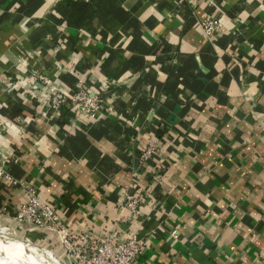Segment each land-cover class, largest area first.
Masks as SVG:
<instances>
[{"label": "crops", "instance_id": "obj_1", "mask_svg": "<svg viewBox=\"0 0 264 264\" xmlns=\"http://www.w3.org/2000/svg\"><path fill=\"white\" fill-rule=\"evenodd\" d=\"M23 54L102 102L87 118L0 89L1 236L66 264L14 218L31 187L76 230L137 234L133 264H264V0H0V71Z\"/></svg>", "mask_w": 264, "mask_h": 264}, {"label": "built area", "instance_id": "obj_2", "mask_svg": "<svg viewBox=\"0 0 264 264\" xmlns=\"http://www.w3.org/2000/svg\"><path fill=\"white\" fill-rule=\"evenodd\" d=\"M201 26L207 35L212 33L208 20L202 21ZM77 84L79 88L71 98V103L84 115L96 117L101 102L99 92L80 87V82ZM64 102L63 99L55 100V107ZM156 149L155 142L148 143L141 152L140 159L150 158ZM0 177L15 182L2 167ZM25 192L26 198L14 218L28 229L47 231L54 235L63 248L66 264H133L142 253L144 241L137 234L111 238L106 232L98 234L93 230H76L62 221L57 210L40 200L33 188L27 187ZM140 201L139 196L126 194L123 205L136 212ZM57 259L61 264H65L58 257Z\"/></svg>", "mask_w": 264, "mask_h": 264}, {"label": "rangeland", "instance_id": "obj_3", "mask_svg": "<svg viewBox=\"0 0 264 264\" xmlns=\"http://www.w3.org/2000/svg\"><path fill=\"white\" fill-rule=\"evenodd\" d=\"M208 22H209V25L212 27L211 31L213 30L210 35L219 31L223 26L219 19H209ZM26 61H27V59H26L25 54L15 57V63H16L15 67L18 69H21L24 72V75H22V74L19 75L16 73L19 77H14V72L13 73L9 72V70H8V72L5 70L0 71V76H1L0 89L7 90L9 88H18V89H21V91H23V93L25 95L31 96L35 100L43 101L49 107L56 108V109L65 107L68 109H75V111L80 112L78 110L79 108L74 107V105L71 103V98L74 96L76 91H78V89H77V88H79L78 84H77L78 82H76L74 84L73 91L71 92L70 91L71 88L68 89L66 87L61 86L52 76H50L49 74H47L45 72V69H43V68L42 69H35V68L29 69L27 67ZM48 69L52 70V72H53L52 75H57V74H60L62 72H65V73H72L73 72L72 66H66L64 64L61 65L59 63L55 64L53 67L48 68ZM29 71H30V73H29ZM109 85L114 86V85H116V82L114 80H110ZM80 87H82L88 91H95V90L86 88L82 82H80ZM95 92H97V91H95ZM99 95H100L101 102H102L101 93H99ZM59 99H63V100H65V102L59 103V105L57 107H55L56 103H54V101L59 100ZM101 102H100V104H101ZM83 116H86V115L83 114ZM86 117L87 118H94L91 116H86ZM5 124L7 126L10 123H9V121H5ZM3 238L8 239L9 237H3L0 235V240ZM17 240H19V239H17ZM21 241L28 243V244H31V245H34V246L39 247V248L45 247L48 250L49 249L52 250L51 247H47L43 244L41 245L39 242L33 244V243L26 241L24 239ZM56 257H58V256H56ZM56 261L58 264H61L58 260H56Z\"/></svg>", "mask_w": 264, "mask_h": 264}, {"label": "bare ground", "instance_id": "obj_4", "mask_svg": "<svg viewBox=\"0 0 264 264\" xmlns=\"http://www.w3.org/2000/svg\"><path fill=\"white\" fill-rule=\"evenodd\" d=\"M30 242V241H29ZM53 250L15 239L0 240V264H58Z\"/></svg>", "mask_w": 264, "mask_h": 264}]
</instances>
